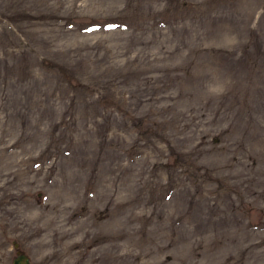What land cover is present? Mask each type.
Here are the masks:
<instances>
[{
  "label": "rangeland",
  "instance_id": "rangeland-1",
  "mask_svg": "<svg viewBox=\"0 0 264 264\" xmlns=\"http://www.w3.org/2000/svg\"><path fill=\"white\" fill-rule=\"evenodd\" d=\"M17 251L264 264V0H0V264Z\"/></svg>",
  "mask_w": 264,
  "mask_h": 264
},
{
  "label": "water",
  "instance_id": "water-1",
  "mask_svg": "<svg viewBox=\"0 0 264 264\" xmlns=\"http://www.w3.org/2000/svg\"><path fill=\"white\" fill-rule=\"evenodd\" d=\"M13 245L15 246L16 243H13ZM9 264H29V258L25 253L17 251Z\"/></svg>",
  "mask_w": 264,
  "mask_h": 264
}]
</instances>
